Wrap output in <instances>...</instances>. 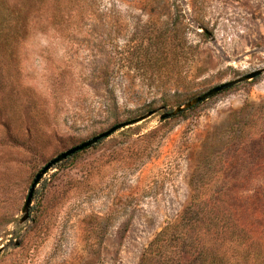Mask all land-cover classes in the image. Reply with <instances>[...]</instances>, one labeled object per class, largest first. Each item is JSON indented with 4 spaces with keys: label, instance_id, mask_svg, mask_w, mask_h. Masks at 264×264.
I'll list each match as a JSON object with an SVG mask.
<instances>
[{
    "label": "rangeland",
    "instance_id": "374dc122",
    "mask_svg": "<svg viewBox=\"0 0 264 264\" xmlns=\"http://www.w3.org/2000/svg\"><path fill=\"white\" fill-rule=\"evenodd\" d=\"M258 69L264 0H0V264H142L192 190L207 263L264 264V71L159 120Z\"/></svg>",
    "mask_w": 264,
    "mask_h": 264
},
{
    "label": "trees",
    "instance_id": "16d2710c",
    "mask_svg": "<svg viewBox=\"0 0 264 264\" xmlns=\"http://www.w3.org/2000/svg\"><path fill=\"white\" fill-rule=\"evenodd\" d=\"M191 195L176 218L166 223L148 243L142 254V264H149L153 259L157 264H210L207 263L208 259L211 260L209 251L221 250V246L208 248L205 238H200L202 234L199 232L206 224L197 219L199 207L194 198L195 191L192 190ZM232 241L230 238L222 245L235 248L236 243Z\"/></svg>",
    "mask_w": 264,
    "mask_h": 264
},
{
    "label": "water",
    "instance_id": "95a60500",
    "mask_svg": "<svg viewBox=\"0 0 264 264\" xmlns=\"http://www.w3.org/2000/svg\"><path fill=\"white\" fill-rule=\"evenodd\" d=\"M204 31V30H203ZM205 32V31H204ZM264 71V69H258L256 71L250 72L248 74H245L243 76H240L234 80L231 81H227L224 83H221L209 90H207L206 92L202 93L201 95H198L194 98H192L191 100L183 103L182 105L174 108L172 111H168V112H163L162 114L159 115V120L160 121H165L168 120L174 116H177L178 114H180L183 111L189 110L195 106H197L198 104L206 101L207 99L223 92L226 91L230 88H232L233 86L242 83V82H247L249 80L255 79L256 77H258L262 72ZM158 110H151L149 112H147L146 114L136 117L134 119H131L129 121H125L122 123H118L112 127H110L109 129H107L106 131L99 133L98 135L72 147L69 148L61 153H59L58 155H56L55 157H53L52 159H50L35 175V177L32 180V183L29 187L28 193H27V197L24 201L22 210H21V218L19 220L20 223L25 222L28 219L29 216V208L31 206V201L33 198V194L35 191L36 186L38 185V183L41 181V179L51 170L53 169L57 164L65 161L67 158L73 156L74 154H76L79 151H82L94 144H96L98 141L108 138L110 135H112L113 133H115L116 131L135 125L145 119H147L148 117L154 115ZM15 246L18 245V243H14ZM2 252V248H0V253Z\"/></svg>",
    "mask_w": 264,
    "mask_h": 264
}]
</instances>
